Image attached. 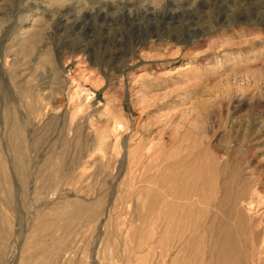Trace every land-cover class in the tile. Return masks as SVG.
I'll return each mask as SVG.
<instances>
[{
    "label": "rangeland",
    "instance_id": "obj_1",
    "mask_svg": "<svg viewBox=\"0 0 264 264\" xmlns=\"http://www.w3.org/2000/svg\"><path fill=\"white\" fill-rule=\"evenodd\" d=\"M0 264H264V0H0Z\"/></svg>",
    "mask_w": 264,
    "mask_h": 264
}]
</instances>
